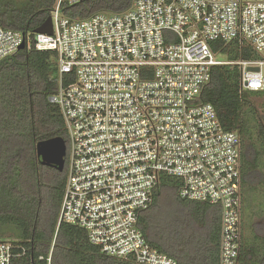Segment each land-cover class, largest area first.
Segmentation results:
<instances>
[{"label":"built area","instance_id":"built-area-1","mask_svg":"<svg viewBox=\"0 0 264 264\" xmlns=\"http://www.w3.org/2000/svg\"><path fill=\"white\" fill-rule=\"evenodd\" d=\"M80 1L57 0L52 33L33 39L36 49L58 56L49 101L60 107L69 138L58 225L82 227L117 259L178 264L140 226L170 176L181 198L221 206L219 264H241L242 138L201 98L218 65L239 67L241 93L264 90V0H134L122 13H63L64 2ZM216 40L256 57L220 60ZM23 42L33 46L29 35L0 25V62ZM25 254L18 243L0 241V264Z\"/></svg>","mask_w":264,"mask_h":264},{"label":"trees","instance_id":"trees-1","mask_svg":"<svg viewBox=\"0 0 264 264\" xmlns=\"http://www.w3.org/2000/svg\"><path fill=\"white\" fill-rule=\"evenodd\" d=\"M133 2H64L62 10L68 17L84 19L99 12H125ZM56 3L0 0V25L29 35L33 44L0 62V241H11L2 238L8 233L17 236L13 242L26 249L14 264H48L51 251V264H135L103 253L82 227L65 222L58 225L68 158L60 171L44 165L37 151L40 141L57 136L63 137L69 148L61 109L49 101L58 88V56L53 51L36 49L33 40L36 29L51 15ZM211 47L230 60L256 57L249 48L220 40L212 41ZM240 75L236 65L214 67L201 100L213 104L225 129L241 135L242 225L245 218L251 221L252 215L258 216L256 213L263 210V217L252 224V229L256 240H264V193L257 188L264 181V125L257 118L255 101L264 96V90L241 93ZM179 187L178 180L163 176L151 206L142 213L140 226L148 242L173 256L178 264H219L221 206L183 199ZM250 201L263 209L251 211ZM254 245L249 246L243 234L241 264L261 263L262 251Z\"/></svg>","mask_w":264,"mask_h":264},{"label":"water","instance_id":"water-1","mask_svg":"<svg viewBox=\"0 0 264 264\" xmlns=\"http://www.w3.org/2000/svg\"><path fill=\"white\" fill-rule=\"evenodd\" d=\"M38 33H52L51 16L36 29ZM25 48V42L20 46V49ZM250 70L258 71L259 67H250ZM38 155L42 159V163L48 166H55L60 171L64 170L66 162L67 145L63 137L57 136L51 139L40 141L37 145Z\"/></svg>","mask_w":264,"mask_h":264},{"label":"rangeland","instance_id":"rangeland-1","mask_svg":"<svg viewBox=\"0 0 264 264\" xmlns=\"http://www.w3.org/2000/svg\"><path fill=\"white\" fill-rule=\"evenodd\" d=\"M217 58L220 59V60H225L226 59V57L224 55H218ZM255 101H256V105H257V118L259 119V122H261L264 125V96L257 97ZM263 159H264V157H263ZM262 171H264V164H263V167H262ZM257 188H258V190L260 191L261 194L264 193V181L261 184L257 185ZM250 202H249L250 203V207L249 208H250L251 211L253 210V212H260V210L263 209V206H258L257 202H255V201L254 202L250 201ZM258 202H260V201H258ZM262 212H263V210L260 213H256L258 216L252 215L251 216L252 217L251 221H250L249 217H248L249 221L245 218V221H244L245 225L243 223L245 231H246L245 234H246V239L248 241V245L249 246L250 245L253 246L254 245L253 243H256L255 245H257L258 248L260 249V251H262V253H261V263H260V261H257L256 264H264V250H263V248H264V240H263V237H258V240L255 239L256 233L252 229L253 228L252 224L261 220V218L263 217V213ZM247 215H249V213H247L245 216H247ZM2 238L6 239V240H11V241L18 240L17 236H10L8 233H5V235H3ZM258 259H260V255H259Z\"/></svg>","mask_w":264,"mask_h":264},{"label":"flooded vegetation","instance_id":"flooded-vegetation-1","mask_svg":"<svg viewBox=\"0 0 264 264\" xmlns=\"http://www.w3.org/2000/svg\"><path fill=\"white\" fill-rule=\"evenodd\" d=\"M245 228H244V225L242 226V238H243V234H244V236H246V234H245Z\"/></svg>","mask_w":264,"mask_h":264}]
</instances>
